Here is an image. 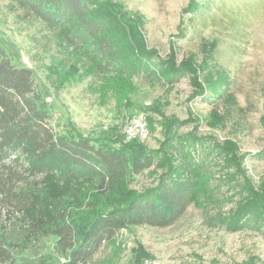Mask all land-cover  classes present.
I'll list each match as a JSON object with an SVG mask.
<instances>
[{
    "label": "rangeland",
    "instance_id": "rangeland-1",
    "mask_svg": "<svg viewBox=\"0 0 264 264\" xmlns=\"http://www.w3.org/2000/svg\"><path fill=\"white\" fill-rule=\"evenodd\" d=\"M98 1L136 25L154 62H171L176 69L191 65L195 72L173 83L144 75L99 78L43 23L26 18L11 0H0V47L33 70L55 131L138 138L146 149L159 152L169 124L176 122L178 134L211 140V147L229 153L222 156V150L215 157L227 167L211 169L217 177L210 200L191 205L169 227L122 230L91 264H264V215L238 232L226 227L248 195L243 187L264 190V0ZM160 172L146 171L132 187L138 192L153 188ZM22 237L15 227L12 241ZM56 242L55 236L30 240L17 248L18 263L63 261Z\"/></svg>",
    "mask_w": 264,
    "mask_h": 264
},
{
    "label": "trees",
    "instance_id": "trees-1",
    "mask_svg": "<svg viewBox=\"0 0 264 264\" xmlns=\"http://www.w3.org/2000/svg\"><path fill=\"white\" fill-rule=\"evenodd\" d=\"M11 2L26 18L53 31L74 56L87 60L99 78L144 75L173 83L195 72L191 65L176 69L171 62H154L136 25L104 2ZM209 89L217 92L218 86ZM51 121L33 70L15 63L0 47V264H20L18 247L50 236L57 237L56 254L63 259L57 264H91L122 230L166 228L191 205L201 207L213 195L217 175L211 169L227 167L215 158L224 148L211 147V140L194 134H178L176 122L167 128L163 149L152 152L138 138H92L76 130L59 134ZM232 163L233 158L228 166ZM152 168L161 171L156 185L135 190L136 178ZM241 191L248 195L226 222L232 232L264 215V190L257 193L248 185ZM15 227L23 233L19 242L11 239Z\"/></svg>",
    "mask_w": 264,
    "mask_h": 264
},
{
    "label": "built area",
    "instance_id": "built-area-1",
    "mask_svg": "<svg viewBox=\"0 0 264 264\" xmlns=\"http://www.w3.org/2000/svg\"><path fill=\"white\" fill-rule=\"evenodd\" d=\"M144 264H161V263L154 262V261H145Z\"/></svg>",
    "mask_w": 264,
    "mask_h": 264
}]
</instances>
